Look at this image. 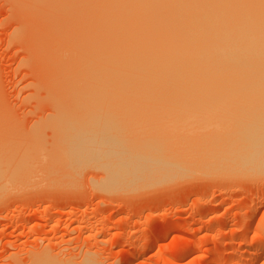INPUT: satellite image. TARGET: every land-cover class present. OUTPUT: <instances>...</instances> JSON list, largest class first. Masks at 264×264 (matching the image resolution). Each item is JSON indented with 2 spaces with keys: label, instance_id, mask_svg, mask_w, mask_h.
Masks as SVG:
<instances>
[{
  "label": "bare ground",
  "instance_id": "bare-ground-1",
  "mask_svg": "<svg viewBox=\"0 0 264 264\" xmlns=\"http://www.w3.org/2000/svg\"><path fill=\"white\" fill-rule=\"evenodd\" d=\"M16 1L36 17L37 25L26 16L35 25L32 52L47 69H41L47 71L44 97L55 105L44 122L58 141L51 139L53 151L40 140L35 145L30 134L27 142L16 135L39 145L21 150L6 129L0 136V190L15 180L22 185L45 176L59 157L63 167L59 159L52 168H74L72 176L55 175L60 170L54 168L47 178L69 182L78 168H101L102 190L187 173L214 176L222 170L220 175L229 176L264 168V0ZM43 149L50 157L43 154L47 160L38 162ZM40 163L49 165L41 169ZM32 167L41 174H31ZM29 174L34 178L27 181ZM22 176L28 179L20 181ZM251 240L244 251L256 241ZM39 256L30 263L71 264ZM219 258L214 251L208 263L219 264ZM81 264L97 263L87 258Z\"/></svg>",
  "mask_w": 264,
  "mask_h": 264
},
{
  "label": "rangeland",
  "instance_id": "rangeland-1",
  "mask_svg": "<svg viewBox=\"0 0 264 264\" xmlns=\"http://www.w3.org/2000/svg\"><path fill=\"white\" fill-rule=\"evenodd\" d=\"M17 6L16 0H0V136L8 133L6 136L12 135V139H22L18 135L27 142L29 134L36 138L31 135L35 131V135H40L41 139L37 137L39 139L33 138L32 141L40 140L41 147L50 150L52 146L53 150L56 145L53 143L58 141L57 135L48 129L45 122L55 110V105L44 97L47 92V71L44 70L47 69L32 52L35 46L32 48L30 39L34 38L31 32L35 33L32 26L37 25L36 17L30 18L31 12L25 9L21 11ZM26 16L36 24H30L32 21L29 22ZM41 87L45 89L44 93ZM43 99L46 100L43 102ZM41 121L42 125L39 123ZM6 129L8 131L4 133ZM20 131L22 134H19ZM21 141L14 143L20 144V147L22 145L21 150L28 148L29 144L34 146L32 151L39 146L35 147V141V145ZM44 141L48 146L43 144ZM16 150L14 155L19 156L17 152L20 151ZM42 151L45 150H41L43 157H37L41 159L38 162L43 160V154L50 157L49 152ZM37 159L33 162H37ZM59 159H52V163H55H51L49 170L48 162L44 164V161V167L40 163V168L47 165V171L51 173L56 168L52 166ZM60 160L58 165L63 163ZM60 166L63 167V164ZM91 167L94 168V165L91 164ZM33 169L31 174L39 172ZM73 169L69 171L63 168L64 172H54L63 176L68 171L72 176ZM78 169L73 178L68 174L69 182L58 176L53 179V172L51 179L47 178L49 173L46 171V176L43 170L45 177L40 175V170L36 176L41 177H36L35 181L32 179L29 184L22 181L21 185L15 180L2 185L0 264H33L30 262L41 254L71 264L84 262L87 258L97 264H209L214 251L219 253V264H241L246 261L248 264H264V250L260 253V249H257L262 244V249L264 246V168L255 173L245 170L251 172H246L247 175L242 173L244 170H239L242 174L237 170L236 175V170L232 171L234 175H230V170H225L230 173L229 176L224 172V175H220L222 170H216L218 176L214 174L215 170L212 172L214 176L187 173V176H176L160 183L124 186L126 189L123 190L119 187L100 189L102 186L99 182L104 176L100 174V171L104 174L101 168ZM77 172H80V176ZM31 177L34 178V175L28 177L27 181ZM25 178L22 176L19 179ZM95 180H99L98 184ZM205 188L207 193L201 195ZM250 239L256 241L249 250L244 251L243 245ZM137 254L138 261L134 260Z\"/></svg>",
  "mask_w": 264,
  "mask_h": 264
}]
</instances>
